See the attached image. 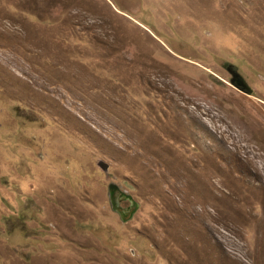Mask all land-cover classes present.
I'll use <instances>...</instances> for the list:
<instances>
[{"label": "rangeland", "instance_id": "obj_1", "mask_svg": "<svg viewBox=\"0 0 264 264\" xmlns=\"http://www.w3.org/2000/svg\"><path fill=\"white\" fill-rule=\"evenodd\" d=\"M0 264H264V0H0Z\"/></svg>", "mask_w": 264, "mask_h": 264}, {"label": "water", "instance_id": "obj_2", "mask_svg": "<svg viewBox=\"0 0 264 264\" xmlns=\"http://www.w3.org/2000/svg\"><path fill=\"white\" fill-rule=\"evenodd\" d=\"M226 70L231 74L232 79L231 83L236 86L241 91L251 94L252 89L249 87V85L246 83V81L242 78V76L238 73L236 67L232 64L226 65Z\"/></svg>", "mask_w": 264, "mask_h": 264}]
</instances>
